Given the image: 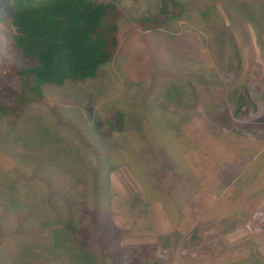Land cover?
<instances>
[{
  "label": "rangeland",
  "instance_id": "obj_1",
  "mask_svg": "<svg viewBox=\"0 0 264 264\" xmlns=\"http://www.w3.org/2000/svg\"><path fill=\"white\" fill-rule=\"evenodd\" d=\"M90 1L122 13L95 79L35 98L1 78L18 113L0 119V264H264V111L235 119L231 99L264 107V48L238 5L264 0H182L156 30L141 18L158 0Z\"/></svg>",
  "mask_w": 264,
  "mask_h": 264
},
{
  "label": "trees",
  "instance_id": "obj_2",
  "mask_svg": "<svg viewBox=\"0 0 264 264\" xmlns=\"http://www.w3.org/2000/svg\"><path fill=\"white\" fill-rule=\"evenodd\" d=\"M241 2L238 5L245 22L240 24L248 23L254 32L258 30L257 46L263 49L264 35L260 32L264 30V12H255L247 1ZM184 14L182 0H158V13L154 17H142L141 22L156 30ZM226 17L231 18L228 12ZM121 18L120 9L110 2L0 0V95L8 92L2 85V77L20 79L25 91L35 98L42 97V88L46 85L62 86L66 82L95 79L100 67L117 53ZM240 24L238 30H241ZM229 39L231 44L239 42L236 36ZM246 39L253 50L255 44L247 34ZM202 83L210 89L208 82ZM231 99L235 100V119H243L257 106L243 88ZM17 113L14 105L0 104V119L16 117ZM125 120L123 113L112 111L102 123L107 136L123 132ZM64 227L67 234L63 238L68 249V244L74 242L75 227L72 220H66Z\"/></svg>",
  "mask_w": 264,
  "mask_h": 264
},
{
  "label": "crops",
  "instance_id": "obj_3",
  "mask_svg": "<svg viewBox=\"0 0 264 264\" xmlns=\"http://www.w3.org/2000/svg\"><path fill=\"white\" fill-rule=\"evenodd\" d=\"M252 97V96H251ZM253 98V97H252ZM254 100H255V98H253ZM257 103H258V101L257 100H255ZM255 109V111H264V107L262 106V107H254ZM253 134V133H252ZM249 143H252V139L250 140V142ZM245 146V145H244ZM231 181V184L230 185H228V186H225V182H230ZM236 180L234 179V180H231V179H227L223 184V186L225 187V191L228 189V191L230 190V189H232V187H233V185H234V182H235ZM229 210V209H228ZM228 211H220V213H227Z\"/></svg>",
  "mask_w": 264,
  "mask_h": 264
}]
</instances>
